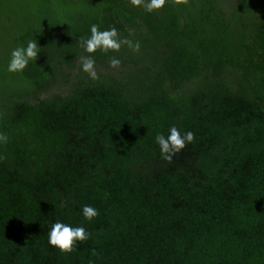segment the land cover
<instances>
[{"label":"trees","instance_id":"obj_1","mask_svg":"<svg viewBox=\"0 0 264 264\" xmlns=\"http://www.w3.org/2000/svg\"><path fill=\"white\" fill-rule=\"evenodd\" d=\"M0 15L8 58L41 48L21 74L0 65V264H264V0H0ZM91 24L140 43L93 54L96 80L78 59ZM170 126L194 139L169 161ZM57 219L89 239L50 246Z\"/></svg>","mask_w":264,"mask_h":264},{"label":"clouds","instance_id":"obj_2","mask_svg":"<svg viewBox=\"0 0 264 264\" xmlns=\"http://www.w3.org/2000/svg\"><path fill=\"white\" fill-rule=\"evenodd\" d=\"M167 0H130L133 7H143L145 12L152 13L164 8ZM186 2V0H176V3ZM87 37H78L79 47L83 53L78 57L80 70L88 75L92 80L98 79L96 71V61L94 55L97 51L104 54L109 52H119L122 46H126L133 52L140 50V43L120 36L115 27L101 30L97 24L89 26ZM37 41L28 38L23 43L13 47L9 54V59L4 71L11 74H21L29 66L30 62L36 61L41 52ZM109 67L117 68L121 61L116 57L109 59ZM194 139L192 131L182 132L175 126L168 128L167 134L157 133L155 143L159 147L161 157L171 160L172 156L185 148L186 143H191ZM0 142H7V137L0 134ZM80 214L85 221L91 222L98 216V210L93 206L85 204L81 207ZM90 233L86 231L83 224L73 225L59 219L51 222L47 232V242L61 252H71L76 242L87 241Z\"/></svg>","mask_w":264,"mask_h":264},{"label":"rangeland","instance_id":"obj_3","mask_svg":"<svg viewBox=\"0 0 264 264\" xmlns=\"http://www.w3.org/2000/svg\"><path fill=\"white\" fill-rule=\"evenodd\" d=\"M1 16V15H0ZM0 19H2V17H0ZM2 37H9L8 36V33H7V30L5 28V26L3 25V23L0 21V40ZM3 49V47H1ZM6 50H1L0 49V65H5L7 64L8 60L6 61V58H8V55L7 53L5 52Z\"/></svg>","mask_w":264,"mask_h":264}]
</instances>
